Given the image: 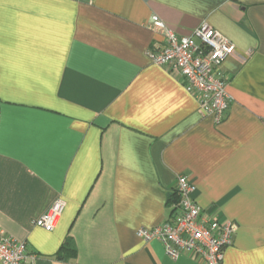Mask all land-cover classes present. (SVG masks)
I'll list each match as a JSON object with an SVG mask.
<instances>
[{
    "label": "crops",
    "instance_id": "1",
    "mask_svg": "<svg viewBox=\"0 0 264 264\" xmlns=\"http://www.w3.org/2000/svg\"><path fill=\"white\" fill-rule=\"evenodd\" d=\"M154 16L235 44L220 125L153 63ZM178 176L236 224L223 264H264V0H0V228L36 264H200L137 236L171 218ZM58 198L56 229L36 228Z\"/></svg>",
    "mask_w": 264,
    "mask_h": 264
},
{
    "label": "built area",
    "instance_id": "2",
    "mask_svg": "<svg viewBox=\"0 0 264 264\" xmlns=\"http://www.w3.org/2000/svg\"><path fill=\"white\" fill-rule=\"evenodd\" d=\"M151 28L166 39L164 50L151 54L153 63L169 67L184 79L187 92L196 97L199 112L220 125L230 102L221 67L235 54V44L207 22H202L191 36L182 38L157 16L153 17ZM175 189L179 203L173 206L171 218L154 228H139L137 236L146 243H161L166 255L174 261L187 254L200 264H223L225 251L233 244L236 224L223 223L212 213L203 212L194 198L197 187L188 177L178 176ZM65 210L66 202L58 198L33 225L53 232ZM36 261L37 255L27 242L14 239L0 228V264H36Z\"/></svg>",
    "mask_w": 264,
    "mask_h": 264
},
{
    "label": "trees",
    "instance_id": "3",
    "mask_svg": "<svg viewBox=\"0 0 264 264\" xmlns=\"http://www.w3.org/2000/svg\"><path fill=\"white\" fill-rule=\"evenodd\" d=\"M179 203V195L177 194V192L174 194V196L170 199L169 201V205L170 208L172 210V212L175 211V208L173 207L174 205H177ZM69 245L66 243L64 244V246L62 247V250L67 248Z\"/></svg>",
    "mask_w": 264,
    "mask_h": 264
}]
</instances>
